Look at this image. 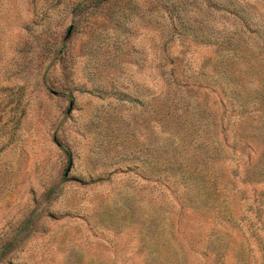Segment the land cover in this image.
Returning <instances> with one entry per match:
<instances>
[{
    "label": "rangeland",
    "instance_id": "rangeland-1",
    "mask_svg": "<svg viewBox=\"0 0 264 264\" xmlns=\"http://www.w3.org/2000/svg\"><path fill=\"white\" fill-rule=\"evenodd\" d=\"M0 264H264V0H0Z\"/></svg>",
    "mask_w": 264,
    "mask_h": 264
},
{
    "label": "trees",
    "instance_id": "trees-1",
    "mask_svg": "<svg viewBox=\"0 0 264 264\" xmlns=\"http://www.w3.org/2000/svg\"><path fill=\"white\" fill-rule=\"evenodd\" d=\"M234 13H237V12H234ZM238 18L241 22V26L246 27L247 29H250V30H255L254 27L252 26V24H254V23H251L252 20L250 19V17L248 15H245L242 13V14H239Z\"/></svg>",
    "mask_w": 264,
    "mask_h": 264
},
{
    "label": "water",
    "instance_id": "water-1",
    "mask_svg": "<svg viewBox=\"0 0 264 264\" xmlns=\"http://www.w3.org/2000/svg\"><path fill=\"white\" fill-rule=\"evenodd\" d=\"M69 33V28H68V30H67V32H66V34H68Z\"/></svg>",
    "mask_w": 264,
    "mask_h": 264
}]
</instances>
